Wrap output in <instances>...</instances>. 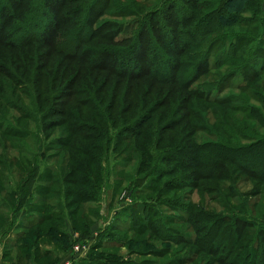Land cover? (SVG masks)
<instances>
[{"label":"rangeland","instance_id":"rangeland-1","mask_svg":"<svg viewBox=\"0 0 264 264\" xmlns=\"http://www.w3.org/2000/svg\"><path fill=\"white\" fill-rule=\"evenodd\" d=\"M93 1L68 0L61 6L60 0H0V249L4 246L7 257L26 264L16 254L24 242H33L39 227L41 234H51L41 249L90 247L83 257L81 252L68 256L75 264H264V181L245 173L231 181L200 180L195 166H182L193 165L189 157L163 160L190 141L217 149L264 139V0H250L233 26L204 21L203 14L217 4L208 10L180 7L183 0H113L100 6L101 14L94 12ZM116 5L128 15L118 16ZM190 11H195L191 21ZM141 24L146 29L140 38L123 40L137 34ZM101 64L115 74L145 77L134 80L131 90L133 77L102 72L97 69ZM96 77L121 83L119 103L111 112L106 110L109 98L103 104L98 99ZM160 79L176 81L161 84ZM74 81L77 93L69 85ZM53 92L62 100L53 102ZM201 97L226 102L210 104ZM156 101L158 110L138 129L164 140L160 154L146 158L143 167L135 151L137 129L121 127ZM129 104L134 105L131 112ZM52 105L67 112L58 114ZM71 111L76 115L69 116ZM82 121L96 127L81 126L73 136L70 124L78 128ZM14 130L22 137L4 133ZM183 135L188 138L181 143ZM85 137L87 142L79 139ZM67 139L71 144L64 146ZM75 147L98 153L102 173L95 188L78 186L90 191L91 200L71 216L75 205L67 206L72 197L62 192L67 186L62 173L72 165V160L66 165L69 155L87 159ZM248 152L252 167L264 158L263 151ZM194 154L213 155L210 150ZM34 170L29 192L22 184ZM210 173L214 177L217 170L210 168ZM194 206L202 213L192 220L186 212L197 213ZM49 215L54 220L28 229ZM216 217L225 221L213 224ZM23 233L25 238L18 236ZM197 237L200 243H191ZM254 239L258 248L246 259L243 248ZM231 245H236L232 251Z\"/></svg>","mask_w":264,"mask_h":264},{"label":"trees","instance_id":"trees-1","mask_svg":"<svg viewBox=\"0 0 264 264\" xmlns=\"http://www.w3.org/2000/svg\"><path fill=\"white\" fill-rule=\"evenodd\" d=\"M141 1H143V0H141ZM249 1L250 0H207V1H202L201 3H199V0H183V3L179 2L178 4L180 7H183V8L185 5L187 7L189 5H193L196 8H200V5H201V8H209L208 10L212 9L213 6L217 4L216 8L214 7L213 10L207 11L206 13L203 14L202 17L203 18L205 17L204 21L213 23L215 20V21H218L223 26H233L239 22L242 13H244L246 11L247 4L249 3ZM67 2H68V0H60V5L64 6ZM111 3L113 4V0H94L92 7L97 6V9L96 10L94 9V12L95 11L96 12L102 11L101 14H103L104 9L102 10V7H100V6H107V5L110 6ZM115 8L120 13L118 16H127L128 15L129 11H124V9H123V13H121V9H122L121 6L116 5ZM218 10H223L226 13V15L218 14L216 12ZM194 12L190 11V15H189L190 21L194 17ZM134 15H137V14L134 13ZM178 16H180V15H178ZM182 18H183V16H182ZM187 19L188 18L186 17V21H187ZM199 19H202V18H199ZM52 23H54V28L57 30L59 25L54 21H52ZM83 29H84V27H82V31H83ZM145 29L146 28H145L144 24H141L137 34L132 33L128 37H124L123 40H132L134 42L137 40V38L141 37L142 32H144ZM100 30L101 29H99V31ZM91 32L94 33L93 37H95V35H97L96 32H94V31H91ZM206 32H207V30L201 31V33H203V34H205ZM114 35L107 36L106 34H104L103 36L105 38H109V40L113 41L115 38ZM119 40H122V39H119ZM130 46H132V45H130ZM73 54H75V53H73ZM73 54H72V57L74 56ZM81 62L88 63V61H81ZM97 69L102 71V72H104L105 70L112 72V67L108 66V65H104V64L97 66ZM112 73L115 74V72H112ZM122 74H123V77H125V76H128L129 78L133 77L132 78L133 83H131V84L129 83V87H131V90L136 89V85H135L134 80H139L142 77H145V75H143L141 73L136 74V75H131V74L125 73L126 75H124V72H121V71H118L117 74H115V75H119L118 77H120V76H122ZM146 76H147V74H146ZM93 80L96 83L98 99L100 100L101 104H103V102H105V100L107 98H109L107 103H106V106H107L106 110L108 112H111L116 107V105L119 103V91H120L121 83L118 84L117 82H115L114 84H111L109 81V78H100V77H96ZM175 81L176 80H174V79L172 81H167L164 79L158 80V82H160L161 84L174 83ZM75 84H76V81L69 84V85H72V89H71L72 92H76V90H77V89H75ZM151 84H154V83H151ZM109 85L112 87L107 89L106 87ZM115 86H117V88H115ZM107 90L108 91L110 90L112 92L108 94V93H106ZM192 93L196 94L195 91H192ZM57 94L58 93H56V92L52 93L53 102L54 101L57 102L58 99L62 100L61 98H63V97H61V95H57ZM73 94L75 95V93H73ZM201 98H204V100L210 104L211 103H217V104L222 105L226 102V101H221L218 98H214V99H211L208 97H201ZM187 100L189 101V103H191L190 97ZM70 102L64 101V102H62V104L65 107H68L70 105ZM156 102L152 103L147 108H144L140 114L134 113L136 115H133L134 117H133L132 121L130 123L126 124L123 128L121 127V129L123 131L130 130V129H137L134 132V135L136 136L135 151L138 152L137 153L138 157H141L140 160L144 163L142 165L143 167L146 166L145 162L148 161V160H146V158H153V157H155V154H158V155L160 154V149L158 151L157 148L162 144V142L164 140L163 136H157V138L155 139L152 136L155 134V132H152V130L138 129L143 124L144 125L147 124V121L151 119V114L153 112H155L156 110H158V106H160V101H158L157 103ZM84 104H85V102L82 103L81 106H84ZM56 105H59V104H56ZM85 106H86V104H85ZM133 106H131L129 104V106L127 107L129 112H131V110L133 109ZM127 109L124 110L123 112H126ZM52 111H54V112L58 111L57 112L58 114H65V112H67V109H64L61 111L60 109H57L56 106L52 105ZM70 114L72 116L76 115L73 111H71L69 113V116H70ZM196 114L197 113L194 112V115H196ZM99 115L102 116L101 114H99ZM67 120L68 119H66L65 123L67 122ZM82 122H79L78 128H80V129L76 128L77 123L70 124V126H71L70 131H71L73 136L78 134L79 130H81V126L82 127H88L91 129H94L96 127L93 124H90L87 122L84 124V121H82ZM165 128L173 129L172 127L169 128L168 124L165 125ZM0 129H1V127H0ZM161 132H162V130H161ZM4 133L6 135H9L10 137H20V138L22 137L17 133V130L8 131V132H4ZM181 138H182V140H181V143H182V142H184L185 138H188V137L186 135H183ZM79 139L82 141L89 140L86 137L83 139L82 138H79ZM85 142H87V141H85ZM193 143L194 142L190 141V144L178 145L175 148L174 152L171 154L167 153L168 155L165 156L163 160H169L170 157H173L174 159L188 158L189 157L191 159V162L193 165H189V163L185 162V163H183L182 166L185 168H190L192 166H195L196 170H198L197 172H195V176H198L200 178V180H214V181L220 180V181H222L224 179H228L231 181L235 177L236 173H239V174L245 173V174H251V176H254L256 179H259L260 181H264V169L260 168V166H262L264 163V162H260V160H264V158L257 157V158H260V160H257L256 162H254V167H252V165H251L252 159L250 158V156L248 154L249 150L252 153L263 151V154H264V139L254 141L253 143H251L249 145H239V146L238 145H233V146L222 145L221 148H217V149H209L208 148L209 146H206V145L202 146V145H199L196 143L193 144ZM69 144H71L70 139H67L64 141V146H69ZM90 146H91V144H90ZM75 148H76L75 150L82 153V155H86L87 159H86V161H82L80 159V155H77L78 157H75L74 155H71V156L69 155V157L67 158V161H66V165L71 160H72V165L66 167L67 168L66 171L62 173L63 180L67 185L66 187L62 188V192L65 194V196L67 198L72 197V199L68 201L67 206H70L73 204L75 205V207H73V209L71 210L72 211L71 216L74 215L75 213L79 212V210H80L79 204H83V202H86V200L87 201L91 200V198L89 197L90 191H88L87 189H84V188L81 189L78 186H84L86 188H95L96 187L95 181L97 180V176L102 173V168L100 167L101 158H98V153H94L93 151L92 152L88 151L89 150L88 147H87V149L85 148V151H82L80 147H75ZM91 149L99 151L100 147H98L96 145H92ZM202 150L203 151L210 150L211 153H213V155H211V156L205 155V158H204L203 156H197L194 154V152H200ZM190 151L193 153V155H190ZM150 164L151 163H149V165ZM202 168L209 169V171H210V168H213L214 170H217V173L213 177L211 174L212 172L209 174V171H208V173L206 174L205 172L202 171ZM175 170H176V168L167 170L165 172L173 173ZM34 172H36V171L35 170L31 171L28 174V179L25 180L22 184L23 187L28 186L29 192L32 190L31 186L34 185V180H35L34 177L37 176V174H35ZM57 178H56V180H57ZM157 180H158V178L155 179V181H157ZM198 185H199V183H194L191 186L198 187ZM92 200L95 201L96 199H92ZM194 207L196 209H198L196 206H194ZM186 213L188 214V216H190L192 218V220H195L196 218H198L197 215H200L202 213V210L198 209L197 213L196 212L193 213L195 215H193L191 213V211H187ZM57 219H59V218H57ZM220 219H223V218L216 217L215 220H213V224L219 223ZM51 220H54L53 215H49L47 217L46 216H40L37 218L36 222L29 224L28 229L33 228L34 226H41V224H44L45 222L51 221ZM52 227H55V224H52ZM261 229H262V231H264L263 228H261ZM59 232L60 231H58V233ZM61 232H60V235L62 234ZM26 234L27 233L19 234L18 236L24 237V235H26ZM50 235L51 234L47 235L46 233L41 234L40 229L38 227L34 231L33 242H24L21 246H19V251L16 254L17 257H19L21 259H26V258L29 259L32 255L31 252H33L34 259L38 263L40 260L49 259L48 251L46 249L45 250L41 249V247H42L41 245H42V240H44V237L45 236L49 237ZM197 238H199V239H195L196 241L192 240L191 243H200V241L202 240V237H197ZM258 245H259V241L254 239L251 243H249L247 246H245L243 248V250L248 249L246 259H250L251 254H253V252L255 250H257ZM57 247H59L61 249L69 248V247H67V244H65L63 246H57ZM235 247H236V245H231L229 247V249L232 251V249H234ZM231 253L233 254V252H231ZM235 256L237 257L239 255L235 254L234 257ZM14 260L18 261L17 258H15ZM241 260H243V258ZM61 261L56 262V259H55L52 262H50L49 264H58ZM42 264H47V263H42Z\"/></svg>","mask_w":264,"mask_h":264},{"label":"crops","instance_id":"crops-1","mask_svg":"<svg viewBox=\"0 0 264 264\" xmlns=\"http://www.w3.org/2000/svg\"><path fill=\"white\" fill-rule=\"evenodd\" d=\"M4 246H1L0 249V264H19L18 261H15L13 259V255L11 257H7L6 253H4L3 251ZM48 251V257L52 258V256L54 257V259H56V262L63 260L64 258H67L69 255L73 254L74 252L72 251V248H65V249H61L59 247H57L56 249H51L50 247H46L45 248ZM44 249V250H45ZM34 251V250H33ZM58 252V253H57ZM32 255L29 259H24L26 261V264H39L35 259H34V254L33 252H31ZM55 253H57V255L55 256ZM21 264V263H20Z\"/></svg>","mask_w":264,"mask_h":264},{"label":"built area","instance_id":"built-area-1","mask_svg":"<svg viewBox=\"0 0 264 264\" xmlns=\"http://www.w3.org/2000/svg\"><path fill=\"white\" fill-rule=\"evenodd\" d=\"M89 248H87V246H82L80 244H76L74 245V250L73 252L76 253V252H81V257L85 256L86 253L89 251ZM73 253V255H74ZM58 264H75V258L74 257H67L65 259H63L61 262H59Z\"/></svg>","mask_w":264,"mask_h":264}]
</instances>
